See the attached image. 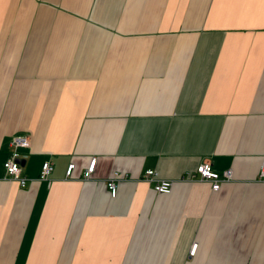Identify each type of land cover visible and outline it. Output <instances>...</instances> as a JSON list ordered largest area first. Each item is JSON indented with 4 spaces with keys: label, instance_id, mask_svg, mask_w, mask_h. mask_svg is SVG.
I'll return each instance as SVG.
<instances>
[{
    "label": "crops",
    "instance_id": "crops-1",
    "mask_svg": "<svg viewBox=\"0 0 264 264\" xmlns=\"http://www.w3.org/2000/svg\"><path fill=\"white\" fill-rule=\"evenodd\" d=\"M262 163L264 0H0V264H264Z\"/></svg>",
    "mask_w": 264,
    "mask_h": 264
},
{
    "label": "built area",
    "instance_id": "built-area-1",
    "mask_svg": "<svg viewBox=\"0 0 264 264\" xmlns=\"http://www.w3.org/2000/svg\"><path fill=\"white\" fill-rule=\"evenodd\" d=\"M10 151L7 157L3 161V167L5 171V176L10 179L16 180L20 186H25L30 178L22 172L21 168V149L29 145V137L27 135L15 134L12 136L10 141ZM95 157H92L85 169L83 170V177L88 178L95 167ZM75 167L74 162H69L65 173L70 176ZM53 170V163L50 159H44L40 166V171L38 174V179L50 180V175ZM126 173H124V176ZM144 178L148 181H153V188L159 193H168L172 188V180L159 179L157 178L156 171L153 168H147L144 173ZM120 178L119 171L115 170L113 175L107 180L106 184L109 188L111 195H115L117 191L118 182ZM232 178V169L226 168L223 170L215 169L209 161H201L195 165V167L185 171L181 175V179H199L206 180L209 182L213 190H217L221 183L228 181ZM257 179L264 181V163L261 164L258 171ZM196 247V242H194L190 247V253H193Z\"/></svg>",
    "mask_w": 264,
    "mask_h": 264
},
{
    "label": "water",
    "instance_id": "water-1",
    "mask_svg": "<svg viewBox=\"0 0 264 264\" xmlns=\"http://www.w3.org/2000/svg\"><path fill=\"white\" fill-rule=\"evenodd\" d=\"M20 163H21V164L23 163V159H20Z\"/></svg>",
    "mask_w": 264,
    "mask_h": 264
}]
</instances>
